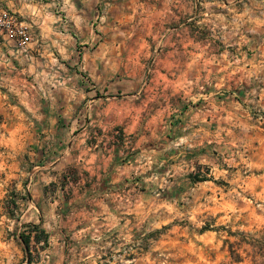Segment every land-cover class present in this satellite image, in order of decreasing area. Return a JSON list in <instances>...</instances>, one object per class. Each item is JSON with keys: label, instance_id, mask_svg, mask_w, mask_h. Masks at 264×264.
<instances>
[{"label": "rangeland", "instance_id": "rangeland-1", "mask_svg": "<svg viewBox=\"0 0 264 264\" xmlns=\"http://www.w3.org/2000/svg\"><path fill=\"white\" fill-rule=\"evenodd\" d=\"M174 1H59L51 33L56 41L42 45L39 58V67L52 73L42 80L55 88L58 108L36 111L42 120L32 128L64 141L112 129L124 149L136 146L132 152L140 157H154L151 171L161 172L165 165L158 162L166 152H193L175 139L183 126L172 105L181 107L191 95L188 101L207 102L211 92L223 106L213 112L211 125L198 127L203 141L196 136V147L229 164L227 172L212 174L199 165L193 170L197 178L190 175L194 184L177 179L180 184L167 188L143 166L135 249L107 264H264V167L247 164L255 136L264 129L256 115L264 112L256 104L264 78V49L257 42L264 38L258 20L264 0H187L196 16L187 10L185 29L164 11ZM19 19L27 34L21 47L15 35H4L22 54L32 35ZM17 114L0 111V160L27 132L14 123ZM101 116L99 126L95 119ZM46 117L51 119L44 122ZM22 162L11 171L0 167V264H52L49 253L36 250L44 243H38L42 236L35 225L20 217L36 179L26 173L31 162Z\"/></svg>", "mask_w": 264, "mask_h": 264}, {"label": "crops", "instance_id": "crops-1", "mask_svg": "<svg viewBox=\"0 0 264 264\" xmlns=\"http://www.w3.org/2000/svg\"><path fill=\"white\" fill-rule=\"evenodd\" d=\"M59 1L68 4L70 0H0V7L14 11L27 21L32 35L27 51L22 54L17 52L14 39L6 35L0 38V111H19V120L14 123L28 128L21 140H17L20 144L16 142L17 147L13 144L14 150H5L0 167L11 171L16 164L23 166L22 161L24 164L31 162L26 173L35 174L36 179L31 186L32 198L28 203L23 202L20 217L35 225V230L41 234L42 239L38 243H44V246L37 247L38 253H49L52 264H107L112 259L118 260L119 256L131 253L133 247L135 249L136 196L138 176L143 168L150 179L160 176V186L167 188L175 183L194 184L190 175L199 165L212 174L227 172L229 164L225 167L211 153H199L200 148L196 147V143L203 141L198 127L211 125L213 112L222 109L223 102L209 92L207 102L188 101L194 96L191 95L177 109L176 103L167 104L168 109L173 104L172 109L179 110L178 123L183 126L175 139H179L178 143L184 142L181 148L193 152H166L158 162L165 165L161 172L151 171L156 163L154 157H140L137 151L132 152L137 149L136 146L124 149L112 129L99 128L98 135H72L65 141L63 137L51 133L37 134L32 127L39 126L42 119L36 111L58 108L55 88L45 85L42 80L51 78L52 73L39 67V58L42 56L41 46L56 41L51 33L57 27L53 20ZM187 10L196 16V6L187 5V0H175L164 9L176 15L178 29L186 28L184 19ZM258 20L264 23V17H258ZM261 39L257 42L262 50L264 38ZM230 96L235 103L242 104L233 91ZM256 100L257 106L264 110V78ZM50 119L46 117L43 121ZM95 120L99 126L105 121L102 116ZM186 128L189 130L186 131ZM258 133L248 153L250 168L264 167V129ZM196 136L200 137L199 142H196ZM261 184L264 186V181ZM18 203L21 205V199ZM28 251L33 252L32 249H25L26 253Z\"/></svg>", "mask_w": 264, "mask_h": 264}, {"label": "built area", "instance_id": "built-area-1", "mask_svg": "<svg viewBox=\"0 0 264 264\" xmlns=\"http://www.w3.org/2000/svg\"><path fill=\"white\" fill-rule=\"evenodd\" d=\"M7 33L17 37L19 47L27 40V34L19 16L14 11L0 7V36ZM256 115L259 116V119L264 120V112L258 111Z\"/></svg>", "mask_w": 264, "mask_h": 264}, {"label": "trees", "instance_id": "trees-1", "mask_svg": "<svg viewBox=\"0 0 264 264\" xmlns=\"http://www.w3.org/2000/svg\"><path fill=\"white\" fill-rule=\"evenodd\" d=\"M263 128H264V126H263ZM192 178L196 179L197 175L196 174H192ZM23 243L26 245L28 243V239L27 238H23Z\"/></svg>", "mask_w": 264, "mask_h": 264}]
</instances>
